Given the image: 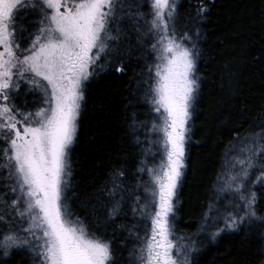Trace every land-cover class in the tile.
Masks as SVG:
<instances>
[{"label":"snow or ice","instance_id":"1","mask_svg":"<svg viewBox=\"0 0 264 264\" xmlns=\"http://www.w3.org/2000/svg\"><path fill=\"white\" fill-rule=\"evenodd\" d=\"M148 6L145 17L139 3L129 5L126 0H0V173H5L3 187L8 189L0 193L3 256L27 248L39 264H114L111 241L72 218L65 191L84 82L96 68L103 70L105 63H111L119 22L135 7L145 17L148 33L156 37L152 49L158 53V62L150 77L154 84L149 85L152 110L158 114L149 129L154 136L149 143L156 151L149 148L148 154L159 155L160 160L153 167L142 161L138 169L150 177L144 184L150 199L141 203L136 196L132 211L150 222V230L143 237L137 234L141 242L134 255L137 264H190L194 249L177 234L174 200L200 88L197 53L185 43L191 40L187 32L177 35L176 0H148ZM22 9L39 15L36 30L27 36L23 34L27 29L18 23ZM206 11L200 7V18ZM114 70L125 69L121 64ZM22 85L27 86L25 94L39 91L43 106L31 111L26 101L18 104ZM230 168L235 171L228 172L219 190L231 196L222 217L225 229L236 231L245 221L261 219L255 208L256 193L249 185L264 183V126L243 137ZM256 170L260 175L253 182ZM124 175L121 170L113 173L109 195L120 194L111 207L113 217L124 199ZM214 210L219 215V209L210 204L208 213ZM17 219L26 226L14 227ZM225 229L212 232L211 239L215 241Z\"/></svg>","mask_w":264,"mask_h":264},{"label":"trees","instance_id":"2","mask_svg":"<svg viewBox=\"0 0 264 264\" xmlns=\"http://www.w3.org/2000/svg\"><path fill=\"white\" fill-rule=\"evenodd\" d=\"M126 3H139V12L147 16L148 0ZM201 6L207 9L203 18L199 16ZM145 17L133 7L120 20L111 63H105L103 70L96 68L84 83L76 140L69 151L68 209L90 232L111 241L114 264H137L134 250L139 240L132 209L136 196L146 202L144 184L149 179L138 169L142 161L148 167L155 160L146 153L154 138L149 131L153 116L149 68L154 66L155 53ZM38 19L34 11L19 12L18 23L27 29L25 36L36 30ZM176 30L191 37L200 88L193 102L185 168L174 200L175 229L192 236L190 264H264V211L257 212L261 219L245 221L238 230L229 231L222 227L223 199L231 196L219 190L232 171L243 137L264 126V0H177ZM121 64L125 70L116 72ZM26 87L22 85L17 103L26 101L27 109L35 111L42 104L41 93L25 94ZM117 170L125 173L121 178L125 191L121 210L113 217L111 207L120 194L113 198L109 192ZM3 175L0 193L8 191ZM255 188L256 201L261 203L264 192ZM218 203L221 222L214 229L225 230L213 241L211 228L206 235L199 232L209 205ZM18 223L17 219L13 226L19 228ZM0 264H39V260L34 252L20 248L7 257L0 254Z\"/></svg>","mask_w":264,"mask_h":264},{"label":"rangeland","instance_id":"3","mask_svg":"<svg viewBox=\"0 0 264 264\" xmlns=\"http://www.w3.org/2000/svg\"><path fill=\"white\" fill-rule=\"evenodd\" d=\"M177 1V0H176ZM177 35L179 36V35H181V34H179L178 32H177ZM154 36V35H153ZM154 43H156V37L154 36L153 37V44ZM186 43V45L189 47V48H192V50H193V46H191V43H189V41H186L185 42ZM159 47V46H158ZM194 51V50H193ZM154 53H155V61H154V64L155 63H157L158 61H157V59H156V57H157V52H155L154 51ZM154 69H153V71H152V77H154ZM86 82V81H85ZM84 82V83H85ZM46 83V82H45ZM152 84H154V80H152ZM149 98L151 99V93H149ZM150 105H151V103H150ZM41 106H43L42 104H41ZM40 106V107H41ZM152 106V105H151ZM153 111V110H152ZM153 113V116H152V121H151V126H152V123H153V121L156 119V117L158 116V114L157 113H155L154 111L152 112ZM154 139V138H153ZM150 148L152 149V151L153 152H155L156 151V149H155V147L153 146V145H151L150 146ZM149 149V148H148ZM148 149H147V151H146V153L148 152ZM239 152V151H238ZM238 152H237V155H238ZM236 157V156H235ZM153 159H155V160H152V162H151V164H149L148 165V167H153L154 165H157L158 163H159V160H160V157H159V155H157L155 158H153ZM232 171H235V170H232ZM228 174V173H227ZM227 174H226V176H225V178H227ZM146 175H147V177L150 179V177H149V175L146 173ZM260 175V173H259V170H256L254 173H253V176H252V181L254 182L255 180H256V178L258 177ZM68 179V178H67ZM149 179H148V181H149ZM224 185V184H223ZM260 187L261 188V191H263L264 192V183H252V184H250L249 185V187L251 188V190L252 191H254V192H256L257 190H256V188L255 187ZM222 187V186H221ZM221 187H219V189L221 188ZM221 192V191H220ZM9 195H10V197H11V193H9ZM147 195V199H150V197L148 196V194H146ZM263 198H264V194H263ZM141 199V198H140ZM231 200V197H228V198H224L223 199V203H224V205L226 206V205H228L229 204V201ZM145 202V199L144 198H142L141 199V203H144ZM1 208V207H0ZM255 208H256V212H262V210L264 211V199L262 200V202L261 203H257V201H256V204H255ZM214 209H220V203H218L217 205H215L214 206ZM229 210H231L230 208H229ZM263 214H264V212H263ZM238 215H243V212H239L238 213ZM258 215V214H257ZM73 219H76V217H72ZM263 219H264V217H263ZM19 221V220H18ZM133 221H134V224H135V227L137 228V234H140V235H145V232H147V231H149L150 230V222L146 219V218H144V217H142V215H141V213L140 212H136V213H134V215H133ZM221 222V219H220V213H219V215H217V212L215 213H213V214H211V215H208V219L207 220H205L204 221V223H203V227L201 228V230H200V232H199V234L200 235H206L207 233H208V229L209 228H211V230H213V232H215V227L218 225V223H220ZM19 226L20 227H25L26 225H24V224H21L20 223V221H19ZM222 227H224L225 228V225H224V222L222 223ZM210 230V231H211ZM136 233V232H135ZM177 234L178 235H181V236H183V237H185V238H187L186 240H185V243L186 244H189L190 245V247L191 248H193L194 249V243H193V239H192V236H190V234H181V233H179V232H177ZM140 240H139V244H140ZM191 253V252H190ZM189 256H190V254H189Z\"/></svg>","mask_w":264,"mask_h":264}]
</instances>
